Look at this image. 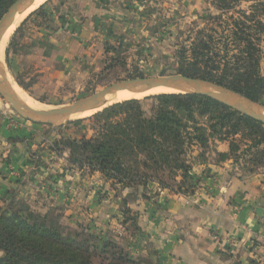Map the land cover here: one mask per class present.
<instances>
[{
    "label": "trees",
    "instance_id": "obj_1",
    "mask_svg": "<svg viewBox=\"0 0 264 264\" xmlns=\"http://www.w3.org/2000/svg\"><path fill=\"white\" fill-rule=\"evenodd\" d=\"M15 1L0 0V20ZM246 1L254 2L255 9L251 13L237 12V7ZM206 2L219 15L212 18L211 27L198 28L190 43L179 47L176 75L207 80L263 103L260 44L264 34V0ZM46 5L17 29L6 52L7 60L11 50L16 52L21 46L17 35L29 20L41 18L49 22ZM15 79L28 91L19 76ZM81 122L89 123L87 132L92 135L87 133L80 139L63 135L55 150L67 151L70 163L80 170L101 174L112 187H120L118 191H135L133 196L142 192V197H147V189L155 183L169 189L171 183L177 184L178 177L183 178L181 185H186L193 169L186 156L191 146L202 150V158L213 146L218 163L232 160L239 167L246 152L242 151L244 144L254 152L244 164L248 168L246 175H252L255 168L264 164V125L202 95L162 94L128 100L67 126ZM217 143H229V152L218 153ZM195 183L189 185L191 194L196 190ZM123 214L125 222L131 221L127 218L131 216L129 209ZM137 217H132L134 232H140ZM58 221L49 215L32 221L20 212L0 208V264H94L101 255V264H130L123 254L117 255L112 240H100L99 247L92 235L66 236ZM146 263L159 264L149 258L139 262Z\"/></svg>",
    "mask_w": 264,
    "mask_h": 264
},
{
    "label": "rangeland",
    "instance_id": "obj_2",
    "mask_svg": "<svg viewBox=\"0 0 264 264\" xmlns=\"http://www.w3.org/2000/svg\"><path fill=\"white\" fill-rule=\"evenodd\" d=\"M253 5L254 2L252 1L243 2L237 7L236 11L238 12L241 10L251 13L255 9L252 7ZM134 7V14L130 20L137 19L139 24L137 28L134 27L133 33H127L126 30L123 31L124 26L122 24L119 26L115 25L116 28L120 29L119 31H117L118 29H114L115 26L110 28L107 26L106 29L109 30V32L104 38L98 40L93 37L89 39L88 42H84L86 48L77 44V46L75 48L72 47L70 51L66 50L70 48L72 41L66 37L64 40V45L66 46L65 51L61 52L65 57L63 61L62 58L59 60L55 58L45 62L39 60L27 62L25 59H18L20 56L19 50L23 49L19 46L16 52L14 49L11 50V55L9 54L8 60L7 55L4 56L3 52V62L1 63L3 71L6 70V73L9 74L16 85L22 89L15 79V76H19L21 81L28 87V91L22 90L33 101L43 104L50 109L61 108L62 106H67L87 98L114 83L134 79L141 74H143L144 77L176 75V54L179 47L181 45H188L198 28L202 29L206 26L211 27V25L214 24L212 18L219 15L215 7L210 2H206V0H141L134 4ZM235 15L237 16L238 14L236 13ZM226 20L229 21L228 16ZM34 21L35 19L29 20L23 31L17 35L21 41H23V38L26 36L33 35L36 37V34H41L39 30L42 28L38 30L37 23L40 22L41 26L45 29L48 26V23L44 20L41 21V19H39L36 20V22ZM74 23L75 22L69 20L64 22L63 25L69 28V30L77 31V29H79L78 25L76 27ZM15 32L10 37L8 43H6L4 51L7 52ZM42 37L44 40L50 41L51 36L43 35L40 36L39 39H42ZM261 41L262 68L264 70V34H262ZM78 48L80 51L77 50ZM88 48H90V50ZM0 102L5 106V111L12 117V124L14 119L20 121V124L23 125L25 123H30V127L40 130V137H43L44 140L45 137H49L43 141L41 148L36 147L30 150L31 162L29 163H33L36 166L35 171L30 173V176L34 179L36 175H39L42 181L41 183L47 188H54V191L62 189L61 187L63 186L67 191L64 197L65 199H69L68 202H65L64 199V202L68 203L66 206L61 203V200L60 203L54 200V202L50 201V197H46V195H40L38 197H16L7 205L2 203L4 201L0 199V208L5 209L7 207L11 210L20 212L24 217L32 221L46 215H49L52 219L58 218L60 229L64 235L73 237L81 233L86 238L92 235L91 237H93V240H97L96 245H99V247L101 246L100 240H112L116 243L113 248L116 249L117 255H119V253L123 254V257H125L124 259L128 258V260H130V262H128L130 264H133L132 261L135 264H139L141 260L144 261L148 258L151 259L153 263L166 264V261H162L163 259L153 258L152 255L149 254L150 250H148L149 253L147 251L146 254L140 251V248L131 246L135 238L139 241V235L142 232H134V228L132 227L134 221L132 217H134V215L138 216V226L141 227V229L143 228V224L140 222V213L135 211L134 207H131L133 206V204H131L133 197L138 196L131 195L123 199L122 194L125 193V191H118V189L121 188L112 187L111 182L106 179L99 182L100 184L98 183L100 186L95 188V195L99 192V197H107L103 199L106 204L112 203L114 205L113 210L116 206H119V212L114 211L109 217L98 215L99 220L96 218H87L88 220H83L80 216H78V219L74 218V216L77 217L79 212L83 214L84 210L87 212H89V210L84 209L79 199L80 197L76 194H74V200H71L69 196L70 186H73V184L77 185L79 180L86 181L89 179L88 182H95L94 179H92L95 173L88 170H80L78 165L70 163L69 153L64 150H62L61 153L60 151H56L55 145L61 141L63 135L80 139L84 134L88 133V127H90L88 122H81L80 125L76 124L62 127L34 124L22 120L1 95ZM261 104L264 107V100ZM89 117H91V115L88 117H76L75 119H82L85 121V119ZM18 127L20 128V125H18L16 129H18ZM48 133L52 134L46 136ZM91 133L92 132L87 135L90 136L92 135ZM61 148L62 146L60 149ZM213 150L214 147L212 146L208 151L204 152V158H202L200 157L202 150L199 153L200 148L198 146H191L187 149V160L193 165L192 167H195L196 164L203 163V159L208 161L212 157ZM242 151L246 152L244 153L239 168L241 172L247 173L246 169L248 168L244 167V164L251 159V154L254 152L247 150L244 144L242 146ZM213 158H215V161L218 159V157L214 156ZM22 161L25 162V160ZM255 171L256 172L252 175H264V164L260 165L259 168H255ZM188 177L190 178L186 181V185H181L183 178L178 177L177 184L171 183V188L169 189H165L156 183L152 184L146 191L147 197H145V199L153 201L158 197H165L172 194L193 196L194 194H191L192 192H190L189 185L194 183L193 178L196 180L198 176L193 173L192 169ZM83 186L86 185L83 184ZM84 188L85 187L82 189L83 191ZM179 188L182 189L181 193H177ZM195 189L197 190V187ZM108 191H110V196L114 197L113 199L108 196ZM49 192H51V190ZM165 193L166 195H164ZM115 197L121 199L116 200L117 198L115 199ZM56 198L57 197H53V199ZM124 200L126 202L125 204ZM129 203L131 204L130 207ZM125 209H129L131 216H127V218L131 219V221L125 222L126 219L123 214ZM103 219L105 220L102 223ZM139 244L143 247L146 244V246L149 247L146 242ZM151 249L153 251V246H151ZM95 259L94 264L104 263L102 255L101 258L96 257ZM167 264L170 263L167 262Z\"/></svg>",
    "mask_w": 264,
    "mask_h": 264
},
{
    "label": "crops",
    "instance_id": "obj_3",
    "mask_svg": "<svg viewBox=\"0 0 264 264\" xmlns=\"http://www.w3.org/2000/svg\"><path fill=\"white\" fill-rule=\"evenodd\" d=\"M138 1L141 0H51L45 8L49 19L48 26L45 29L39 22L37 29H43L39 30L41 34L23 38V49L19 50L18 59L45 62L62 58L63 61L65 57L61 52L65 51L66 37L72 41L66 51L75 48L77 44L86 48L84 42L93 37L101 40L108 34L107 26L110 28L122 24L123 31L133 33L139 22L130 18L134 14V4ZM39 19L41 18H35L34 22ZM69 20L75 22L76 27L78 25L77 31L64 27V22ZM114 29L120 30L116 26ZM43 35L51 36L50 41L43 37L39 39ZM77 50L80 51L79 48ZM5 110L0 102L2 203L7 205L16 197L46 195L50 197V201L60 203L61 200L66 206L68 203L65 202L69 199L64 197L67 191L63 186L62 189L54 191V188H47L41 183L39 175L34 179L30 176L36 167L29 163L30 150L41 148L43 141L49 137L44 140L40 137V130L30 127V123L23 125L14 119L12 124V117ZM18 125L20 128L16 129ZM50 134L52 133L46 136ZM216 149L218 153H228L229 145L217 143ZM213 156L217 157L214 151L208 161L193 167V173L198 176L194 179L197 190L193 196L172 194L150 201L142 197L141 192L137 194L138 197H133V206L129 203V207H134L140 213L143 228L139 227L142 231L139 241L135 238L132 247L140 248L146 254L150 250L148 253L153 258L163 259L166 264H264V175H245L232 160L218 163ZM94 175L93 183L88 182L89 179L79 180L77 185L70 186L71 200H74L76 194L84 209L89 210H84L83 214L79 212L77 217L74 216L76 219L80 216L83 220H99L98 215L109 217L114 211L119 212V206L113 210L112 203L106 204L103 199L107 197H99V192L95 195V188L100 186L99 182L104 178L99 173ZM134 193L135 191L125 190L122 198ZM120 199L118 197L116 200ZM259 208L263 209L262 217L257 213ZM145 242L149 247L139 244Z\"/></svg>",
    "mask_w": 264,
    "mask_h": 264
},
{
    "label": "water",
    "instance_id": "obj_4",
    "mask_svg": "<svg viewBox=\"0 0 264 264\" xmlns=\"http://www.w3.org/2000/svg\"><path fill=\"white\" fill-rule=\"evenodd\" d=\"M30 1L31 0L15 1L8 9V11L5 13V15L2 17V19L0 20V45L8 30L15 23L17 16L22 13L24 8L28 5ZM32 14L27 16L22 21L21 25ZM5 55H6V51H5ZM7 76L8 73H6V70L0 74L1 97L9 103L12 110L22 120L34 124H45V125H51L53 127L67 126L70 123L81 120V119L71 120L72 117L81 116L96 111V109L102 105L103 99L108 95L115 94L118 92L131 91L136 88H140V89L168 88L179 92L166 93V94H176V95L197 94V95L209 97L221 103L222 105L228 107L229 109L236 111L239 114L249 117L264 125V113L258 110V108L264 109L262 104L248 100L242 95L232 90H229L225 87H222L216 83L199 78H191L184 75L139 77V78L117 82L76 103L67 106H62L61 108H54L49 110H36L24 104L18 98L17 93L9 83ZM251 106H254L257 109H253L251 108ZM257 213L259 216L262 217L263 209L259 208L257 210Z\"/></svg>",
    "mask_w": 264,
    "mask_h": 264
},
{
    "label": "bare ground",
    "instance_id": "obj_5",
    "mask_svg": "<svg viewBox=\"0 0 264 264\" xmlns=\"http://www.w3.org/2000/svg\"><path fill=\"white\" fill-rule=\"evenodd\" d=\"M49 0H31L28 5L24 8V10L22 11L21 14H19L16 18L15 23L12 25V27L8 30V32L6 33V35L4 36L2 43L0 45V74L3 73V66H2V62H3V52H4V56H5V46L6 43H8L10 37L12 36V34L16 31V29L21 25L22 21L29 16L30 14H32L33 12L37 11L38 9H40L44 4H46ZM9 83L11 84V86L14 88L15 92L17 93L18 98L24 103L26 104L28 107H31L33 109L36 110H49L50 108H47V106L43 105V104H39L35 101H33L32 99H30L27 94L20 89L16 83L11 79V77L7 76ZM179 91H175L172 89H168V88H156V89H151V88H144V89H140V88H136L134 90L131 91H124V92H118L115 94H111L106 96L103 101H102V105L100 107H98L96 109V111L87 113L85 115H81V116H74L71 118L75 119L80 118V117H88L108 106H111L113 104L116 103H120V102H124V101H128V100H133V99H142V98H147V97H151V96H157V95H162V94H166V93H178ZM251 108L253 109H257L254 106H251ZM259 111L264 113V109H260L258 108Z\"/></svg>",
    "mask_w": 264,
    "mask_h": 264
}]
</instances>
